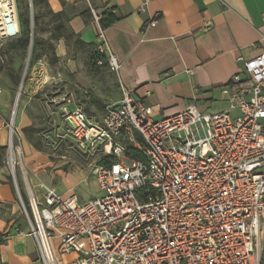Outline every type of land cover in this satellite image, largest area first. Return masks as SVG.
<instances>
[{
  "label": "built area",
  "instance_id": "built-area-1",
  "mask_svg": "<svg viewBox=\"0 0 264 264\" xmlns=\"http://www.w3.org/2000/svg\"><path fill=\"white\" fill-rule=\"evenodd\" d=\"M20 35L17 0H0L1 45ZM97 38V51L118 73L100 28ZM243 65L222 90L229 111L202 113L191 105L155 119L124 88L99 120L77 108L65 111L61 128L96 159L101 195L81 204L73 193L58 195L42 184L43 201L29 202L31 215L20 204L42 264H58L56 250L76 254L69 264H261L264 54ZM134 132L143 148L128 146ZM9 147L15 174L19 148L12 141ZM129 147L140 157H131Z\"/></svg>",
  "mask_w": 264,
  "mask_h": 264
},
{
  "label": "crops",
  "instance_id": "crops-1",
  "mask_svg": "<svg viewBox=\"0 0 264 264\" xmlns=\"http://www.w3.org/2000/svg\"><path fill=\"white\" fill-rule=\"evenodd\" d=\"M40 2H44L52 14L63 12L68 28L85 52L97 47L98 30L103 31L109 53L116 57L120 65L119 72L113 73L117 89L112 93L110 102H119L121 88H124L151 107L155 119L179 114L191 105L202 113H212L218 94L221 95L222 106L217 112L229 111L228 100L222 90L230 84L234 75L243 72V61L264 54V0H149L144 12L139 9L144 6L145 0ZM92 10L100 18L110 13L118 20L102 28L100 21L95 22ZM156 16L157 24L149 27L148 24ZM8 42L13 51H22L16 44L17 40ZM54 53L60 66H65V81L71 79L73 73L76 78L82 75L78 73L84 68V62L79 63L70 57L64 41L56 43ZM37 55L32 69L38 73L28 79L24 86V103L20 109L17 107L19 128L24 127L29 117L27 101L40 90L42 70L48 65L38 61L42 68L35 67ZM9 67L18 74L21 62L15 60ZM15 83L7 68H0V148L5 147L10 138L7 119L12 116L17 97ZM91 103L92 110H106L109 106L98 98H92ZM85 111L89 113L90 110L85 108ZM131 138L133 143L128 146L143 148L137 133H132ZM21 146L25 160L30 162V184L40 189L42 183L47 186L40 177L45 171L39 172L38 167L44 165L48 168L49 163L42 161L50 160L38 157L26 141ZM75 175L53 167L49 175L44 176L63 185L65 196L74 193L79 183ZM20 176H23L21 171ZM9 177L0 165V209L6 210L5 204H8L7 210H11L17 219L9 222L11 219L8 217V224L0 220V264H42L37 242L31 235L26 217H21L23 212L17 191L10 184ZM35 198L43 201V198ZM92 199L85 198L79 203ZM70 254H65V262L56 254L58 264H69L77 257H70ZM261 264H264V252Z\"/></svg>",
  "mask_w": 264,
  "mask_h": 264
},
{
  "label": "rangeland",
  "instance_id": "rangeland-1",
  "mask_svg": "<svg viewBox=\"0 0 264 264\" xmlns=\"http://www.w3.org/2000/svg\"><path fill=\"white\" fill-rule=\"evenodd\" d=\"M41 0H17V9L19 14V20L21 23V33H23L22 18L28 15L33 22L34 17L37 18V36L44 41V44L39 48L38 57L36 59L35 67L42 68L37 64L38 61L48 63L45 65V69L42 70L41 80L43 81L40 90L32 96L30 101H27V110L29 117L25 122L23 128H19V111L16 112L14 120V134L13 138H9L8 144L5 149L2 150V156L0 158L1 166L5 169L6 175L11 176L12 168L8 163V155L10 151L9 143L12 141L14 149L18 147L19 155L17 154V163L20 165L15 166V177L18 183L17 176L23 185L28 199V192H32L34 198L42 199L44 196L43 188H37L35 185L32 187L30 184L31 170L29 169V163L25 160L24 151L22 149V142H28L32 145V148L37 152L38 157L42 159H48L50 161H42L43 163H49V167L44 165L38 167V171L41 172V179L47 186L54 188L58 195L65 193L64 186L58 182L46 179L44 175H49V170L53 167L57 170H62L67 174H76L77 184L74 189V195L79 202L82 203L85 198H96L99 196V187L96 179L93 175L92 168L96 162L95 158H91L85 154V149L82 145L78 144L72 138L65 134V131L61 128L65 118V111L74 112L76 108L82 110L85 114L94 120H99L100 114L105 111L101 109L92 110L91 99H101L104 105L112 104V93L116 91L117 84L115 76L110 70L108 60H104L105 54H100L97 51V47L87 52L83 51L71 33L67 26V21L64 18H55L52 12L48 9V6ZM33 24V23H32ZM34 29V26H33ZM61 35L62 38L55 36ZM62 40L68 48L69 55L79 63L84 62V68L78 73L82 75L66 79L65 66H60L58 60H54L56 43ZM9 42H5L3 45H7ZM29 56V48L26 51H12L9 57H3V64L5 68H10V63H14L15 60L21 62V68L18 71V75L21 80L24 79V85L21 92V97L18 105V109L23 105L24 100V86L28 82V79L34 77L37 70L32 68L29 70L27 65ZM96 57V59H94ZM56 59V58H55ZM101 61L99 65L97 62ZM33 70V71H32ZM41 74V73H40ZM53 76L54 78H51ZM88 81L86 80L87 78ZM55 79V80H54ZM20 83H15L16 95L19 90ZM217 103L214 106L213 112L221 110L222 102L221 95H217ZM106 105V106H107ZM105 106V107H106ZM85 108L89 109V113L85 111ZM212 112V113H213ZM8 125L10 124V117L7 119ZM17 153V152H16ZM40 162V161H39ZM41 163V164H43ZM20 171L23 176H20ZM55 180V179H54ZM40 181V183H42ZM43 184V183H42ZM20 191V190H19ZM35 194V195H34ZM5 209H0V220L8 224V217L10 221H17L16 217L12 214L11 210L7 209L8 204H5ZM21 206V205H20ZM22 209V207H21ZM23 212V210H22ZM24 214H21L23 217ZM4 234V233H3ZM1 234V235H3ZM6 235V234H4ZM57 244V241H54ZM56 250L58 258L65 262L67 257L65 254H60ZM76 254H70V257H74Z\"/></svg>",
  "mask_w": 264,
  "mask_h": 264
},
{
  "label": "trees",
  "instance_id": "trees-1",
  "mask_svg": "<svg viewBox=\"0 0 264 264\" xmlns=\"http://www.w3.org/2000/svg\"><path fill=\"white\" fill-rule=\"evenodd\" d=\"M63 12L61 13H58V14H53V16L55 18H62L63 17ZM65 20V19H64ZM117 17L110 14V13H107V14H104L101 18H100V25L102 28H106L108 26H111L113 24H115L117 22ZM33 23V24H32ZM20 26H21V23H20ZM22 26H23V33H21L20 37L17 40L16 44L19 48H21L22 51H26L28 48H29V45L31 43V28L32 26H34V29H33V38H32V53H31V58H30V63H29V70L33 67L34 63H35V57L39 51V48L44 44V41L41 40L37 34H36V28H37V18L34 17V21L32 22L30 20V17L28 15H26L25 17L22 18ZM57 38H62L61 35H58V36H55ZM13 47H11L9 44L8 45H1L0 43V68L1 69H4L5 66L3 64V57H9L11 52L13 51ZM56 57H54V60H57V58L55 59ZM105 61H107V57H103ZM94 59H96V57H94ZM8 70V74L10 75V77L18 84L20 83V76L18 74H15L14 71H12V69L10 68H7ZM104 108V107H103ZM130 148V156L133 157V158H137V157H140L139 153L134 150L132 147H129ZM132 148V149H131ZM5 147H1L0 148V157L2 156V150H4ZM10 178V184L13 186L14 188V184H13V180L11 177ZM17 179H18V187H19V190H20V194H21V197H22V200L29 212V214L31 215V210H30V203H29V199H28V196L25 192V190L23 189V185L21 183V181L19 180V177L17 176Z\"/></svg>",
  "mask_w": 264,
  "mask_h": 264
},
{
  "label": "water",
  "instance_id": "water-1",
  "mask_svg": "<svg viewBox=\"0 0 264 264\" xmlns=\"http://www.w3.org/2000/svg\"><path fill=\"white\" fill-rule=\"evenodd\" d=\"M32 38H33V26L31 28V43H30V46H29V56H28L27 65H29V63H30V58H31V53H32ZM23 84H24V79H22V81L20 83L19 90H18L17 97H16V101H15V104H14V110H13L12 116L10 118V127H11L10 136H11V138L13 137V134H14V120H15V115H16V112H17V107H18V104H19V101H20L21 92H22V89H23ZM11 177H12L15 189L17 191L19 202H20L21 205L25 206V204H24V202L22 200L20 191H19L18 183H17V180H16L14 172H12ZM32 199H33L32 194L29 192V202H31Z\"/></svg>",
  "mask_w": 264,
  "mask_h": 264
},
{
  "label": "bare ground",
  "instance_id": "bare-ground-1",
  "mask_svg": "<svg viewBox=\"0 0 264 264\" xmlns=\"http://www.w3.org/2000/svg\"><path fill=\"white\" fill-rule=\"evenodd\" d=\"M32 197L34 198L33 194H32Z\"/></svg>",
  "mask_w": 264,
  "mask_h": 264
}]
</instances>
